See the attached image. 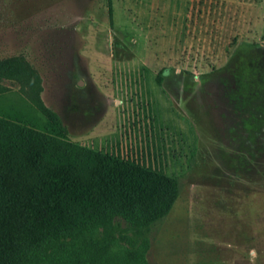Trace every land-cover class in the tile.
<instances>
[{"label": "rangeland", "instance_id": "374dc122", "mask_svg": "<svg viewBox=\"0 0 264 264\" xmlns=\"http://www.w3.org/2000/svg\"><path fill=\"white\" fill-rule=\"evenodd\" d=\"M0 121L177 184L20 264H264V0H0Z\"/></svg>", "mask_w": 264, "mask_h": 264}, {"label": "trees", "instance_id": "16d2710c", "mask_svg": "<svg viewBox=\"0 0 264 264\" xmlns=\"http://www.w3.org/2000/svg\"><path fill=\"white\" fill-rule=\"evenodd\" d=\"M4 124L0 264H20L42 240L91 235L92 224L105 232L117 219L153 223L174 203L176 182L158 173L77 146L61 149L37 130Z\"/></svg>", "mask_w": 264, "mask_h": 264}]
</instances>
